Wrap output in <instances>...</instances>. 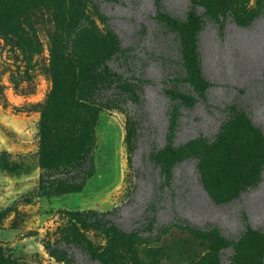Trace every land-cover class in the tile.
<instances>
[{
  "label": "rangeland",
  "instance_id": "rangeland-1",
  "mask_svg": "<svg viewBox=\"0 0 264 264\" xmlns=\"http://www.w3.org/2000/svg\"><path fill=\"white\" fill-rule=\"evenodd\" d=\"M0 158V264H264V0H0Z\"/></svg>",
  "mask_w": 264,
  "mask_h": 264
},
{
  "label": "trees",
  "instance_id": "trees-1",
  "mask_svg": "<svg viewBox=\"0 0 264 264\" xmlns=\"http://www.w3.org/2000/svg\"><path fill=\"white\" fill-rule=\"evenodd\" d=\"M106 74L111 75V73L108 71L106 72ZM165 91L173 100H175L176 104H178V106H177L178 108H176L174 106L173 111H172V115H171V121L174 123L176 120H178L180 106L181 105H189L194 99L188 93L183 92L182 90L177 89V88H169V89H166ZM58 101H60L59 97L56 96L54 98L55 104L58 103ZM0 161L1 162L4 161V158L3 159L0 158ZM162 170H164V172L166 173L165 177L167 179V182L170 181V179L172 177L171 166L167 167L166 164H162ZM94 215H95L94 213L88 212V213H79L77 215L75 214V217H76V219H79V221H82V222H85L88 224L104 226L105 224L101 223L100 220L94 218L93 217ZM247 227L252 230V227L250 225H247ZM130 234L132 235L131 237H133L135 239L140 238L136 233H130ZM49 249L56 256L62 257L61 254L56 252L50 246H49Z\"/></svg>",
  "mask_w": 264,
  "mask_h": 264
}]
</instances>
